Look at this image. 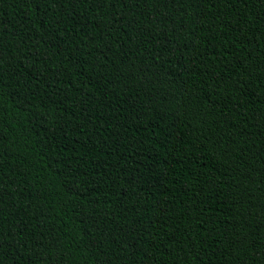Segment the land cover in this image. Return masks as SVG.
<instances>
[{
	"label": "trees",
	"instance_id": "obj_1",
	"mask_svg": "<svg viewBox=\"0 0 264 264\" xmlns=\"http://www.w3.org/2000/svg\"><path fill=\"white\" fill-rule=\"evenodd\" d=\"M0 264H264V0H0Z\"/></svg>",
	"mask_w": 264,
	"mask_h": 264
}]
</instances>
